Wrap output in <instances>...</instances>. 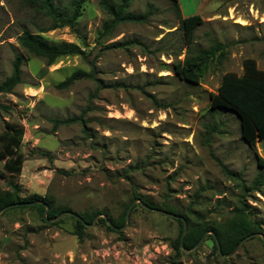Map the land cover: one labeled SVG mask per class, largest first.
Instances as JSON below:
<instances>
[{
    "label": "rangeland",
    "instance_id": "obj_1",
    "mask_svg": "<svg viewBox=\"0 0 264 264\" xmlns=\"http://www.w3.org/2000/svg\"><path fill=\"white\" fill-rule=\"evenodd\" d=\"M102 1L117 3L87 0L72 28L40 31L50 25L48 17L22 0H0V82L14 55L22 56L21 81L0 93V151L13 146L0 159V170L9 156L20 155L22 162L19 173L4 172L0 194L12 180L21 197L38 194L63 212L98 213L78 239L69 213L61 212L51 225L25 205L5 208L0 212L3 264H104L94 251L109 243L140 251L147 246L151 264H264L259 235L225 257L206 234L193 250L175 257L171 242L179 223L138 201L170 207L214 234L235 217L243 198L245 213L264 236V183L245 194L240 186L249 188L262 170L256 154L264 158V140L251 148L240 137L235 114L209 109L210 93L224 73L241 74L246 58L264 70V0H177L178 8L172 0H130L127 11L144 18L107 32L103 23L110 16ZM54 3L69 12L70 0ZM194 14L202 23L187 42L180 18ZM22 31L49 43H74L84 54L47 65L19 47ZM215 44L222 48L207 60L196 83L173 71L176 61ZM76 69L93 71L100 84L86 78L56 87ZM73 116L82 120L54 126V119ZM134 199L120 234L97 221L120 218Z\"/></svg>",
    "mask_w": 264,
    "mask_h": 264
},
{
    "label": "trees",
    "instance_id": "obj_2",
    "mask_svg": "<svg viewBox=\"0 0 264 264\" xmlns=\"http://www.w3.org/2000/svg\"><path fill=\"white\" fill-rule=\"evenodd\" d=\"M26 5L33 8V10L42 14L50 19V25L40 31H45L57 27L68 26L72 28L76 22V19L81 13L83 4L87 0H70V9L67 14L63 13L54 3V0H22ZM176 7L177 0H172ZM130 0H117L116 4H111L106 1L101 2V6L110 16L103 23V30L109 31L114 25L126 22V21H141L144 17L141 14H132L127 11ZM202 23V18L199 14H194L187 17L180 18V24L184 30V35L187 42H191L193 39L194 29ZM19 47L26 52L39 56L45 59V63L50 65L60 57L66 55H83V50L76 44L60 41L57 43H49L38 33L29 31H22L16 38ZM221 46L215 44L207 49H200L195 56H187L183 60L176 61L172 69L173 71L184 78L187 81L196 83L202 74L204 65L207 60L211 58L216 50H221ZM21 63L22 56L19 54L14 55L11 62V70L9 75L0 82V93H9L12 88L21 81ZM91 79L99 81L95 78L93 71H85L82 69H76L72 71L68 76L59 81L56 84L57 88H67L75 81L79 79ZM218 108L227 109L229 112L235 114L239 119L240 124V137L251 148L254 149L256 141L264 140V70L258 68L254 59L246 58L243 61V72L236 74L234 72H226L221 78V82L216 89V92L210 93V111H214ZM81 116H73L65 119H54V126L59 124H68L70 122L81 121ZM210 130V127H206ZM18 143V139L16 140ZM12 144L5 146L4 151H0V159L8 156L12 152ZM257 163L262 170L254 178L252 185L247 188L245 184L240 183L243 193L246 191H257V187L264 183V158L256 154ZM22 157L20 155L9 156L3 163V170H0V178L5 173L15 174L19 173L21 167ZM226 174L240 179L239 175L231 174L226 169H223ZM5 172V173H4ZM7 184L9 190H6L0 194V212L2 209L10 204L22 203L18 206H27L37 211L40 216V220L45 224H54L55 222H49L48 220L55 215L63 212V209H54L51 201L46 196L38 194H32L27 197H21L19 194L20 186L14 183L12 180H8ZM242 193V194H243ZM148 207L158 208L156 205H152L145 199L140 200ZM246 201L243 198L238 199V208L235 209V217L226 222L218 230H213L214 235H209V238L213 241L214 250L220 255H226L231 253L238 242L245 236L259 232L257 224L252 221L245 213ZM44 204L48 206L46 215L43 216ZM11 206L9 208H12ZM162 210L175 213L183 216L189 223L186 227L185 234L180 242V234L182 232V221L178 218H174L180 226L178 236L172 240L171 247L174 251L175 257H178L183 250L192 248L201 238L207 226L202 223L190 224V220L180 213L174 211L170 207H159ZM4 210V209H3ZM126 210L122 213V216L117 219H112L110 216L99 217L98 222L105 225L106 229L112 232L121 233L120 230L115 227H121L125 222ZM80 219L72 217L74 219V228L72 234L78 239L84 236L85 225L92 222L93 218L98 214L97 212H84L76 213ZM111 222L113 226L107 223V220ZM216 240L219 244V251L217 249ZM174 261V260H173Z\"/></svg>",
    "mask_w": 264,
    "mask_h": 264
},
{
    "label": "built area",
    "instance_id": "obj_3",
    "mask_svg": "<svg viewBox=\"0 0 264 264\" xmlns=\"http://www.w3.org/2000/svg\"><path fill=\"white\" fill-rule=\"evenodd\" d=\"M105 242V241H104ZM123 247V248H122ZM143 249H137L136 247H124L118 246L116 243H109L95 249V258L109 262L113 260L115 262L127 261L130 264H151L152 254H148L147 246H143Z\"/></svg>",
    "mask_w": 264,
    "mask_h": 264
},
{
    "label": "water",
    "instance_id": "obj_4",
    "mask_svg": "<svg viewBox=\"0 0 264 264\" xmlns=\"http://www.w3.org/2000/svg\"><path fill=\"white\" fill-rule=\"evenodd\" d=\"M135 201H136V199L132 200V202L128 205V207H127V209H126V213H125V219H126V222H125V224L122 225L121 227H115L116 229H118V230H122V229L126 226L127 221H128V217H129V212H130L131 206H132V204H133ZM138 201H139L140 204H142L143 206H145V207H146L147 209H149V210L158 211V212H160V213H162V214H165V215H167V216H170V217H172V218H178V219H180V220L182 221V232H181V234H180V242L182 241L183 236H184L185 231H186V220H185V218H184L183 216H180V215H177V214H175V213H171V212H168V211H165V210H162V209L151 208V207H148L147 205L143 204L140 200H138ZM19 204H22V203H14V204H10V205L4 207L3 209L8 208V207H11V206H14V205H19ZM3 209H2V210H3ZM47 210H48V206H47L46 204H44L43 216L46 215ZM62 213H69V214H71L72 216L76 217L77 219H80V217H79L76 213H74V212H71V211H65V212H62ZM60 215H61V213L55 215L53 218H51V219H49V220H50V221H53V220H55L56 218H58ZM103 217L105 218V216H103ZM106 220H107V219H106ZM94 221H95V218H94L93 222L91 223V225L94 224ZM107 223H108L110 226H113V225L111 224V222L108 221V220H107ZM206 234H211L212 236H215V235L213 234L212 231H210V230L205 231L204 234H203V235L201 236V238L199 239V241H198V242H197L192 248H190L189 250H193L195 247H197V246L200 244V242L203 240V238H204V236H205ZM256 235H259V236L261 237V239H262V241H263V245H264V236H263L261 233H259V232L251 233V234H249V235L243 237V238L238 242V244L236 245L235 249H234L231 253H228V254H226V255H222V256L228 257V256L234 254V253L237 251V249L242 245V243H243L247 238H249V237H253V236H256ZM216 244H217V249H218V251H219V244H218L217 240H216Z\"/></svg>",
    "mask_w": 264,
    "mask_h": 264
},
{
    "label": "crops",
    "instance_id": "obj_5",
    "mask_svg": "<svg viewBox=\"0 0 264 264\" xmlns=\"http://www.w3.org/2000/svg\"><path fill=\"white\" fill-rule=\"evenodd\" d=\"M101 261H104V260H101ZM0 264H3V261L1 260V258H0ZM104 264H119V263L113 260H110L109 262L104 261Z\"/></svg>",
    "mask_w": 264,
    "mask_h": 264
}]
</instances>
